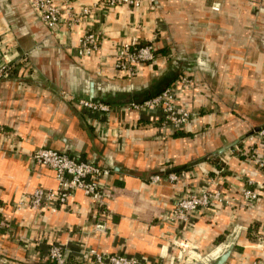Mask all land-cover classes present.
I'll list each match as a JSON object with an SVG mask.
<instances>
[{
	"label": "crops",
	"instance_id": "crops-1",
	"mask_svg": "<svg viewBox=\"0 0 264 264\" xmlns=\"http://www.w3.org/2000/svg\"><path fill=\"white\" fill-rule=\"evenodd\" d=\"M53 3L62 19L49 29L30 0H0V64L9 68L0 79V264H47L51 246L65 264H91L92 252L139 264H214L228 247L224 264H264V0ZM87 33L98 48L81 55ZM130 42L162 50L132 78L115 68ZM166 87L174 108L191 113L183 126L166 123L160 107L92 113L79 104ZM39 149L109 171L106 218L81 191L63 205L28 207L34 190L57 187L53 170L31 161ZM177 171L183 176L170 183L165 175ZM247 188L257 200L245 199ZM203 191L221 198L172 218L180 199ZM191 253L201 258L190 261Z\"/></svg>",
	"mask_w": 264,
	"mask_h": 264
},
{
	"label": "built area",
	"instance_id": "built-area-1",
	"mask_svg": "<svg viewBox=\"0 0 264 264\" xmlns=\"http://www.w3.org/2000/svg\"><path fill=\"white\" fill-rule=\"evenodd\" d=\"M105 4L110 7L128 6L138 8L141 5V0H104ZM30 6L36 12L42 23L49 29H54L62 19V10L56 7L53 0H30ZM217 10V8H213ZM86 13L87 11L84 10ZM98 48V37L93 33H87L80 39L79 54L89 55ZM156 47L153 44H138L130 42L124 44L119 57L116 59L115 68L125 76L132 78L137 74V69L141 65H150L156 59L154 52ZM9 76V68L0 64V79H6ZM188 79L183 77L180 83H187ZM173 95L169 88L164 90L159 96L153 98L144 104H131L126 106L130 109H142L160 107L163 113V120L174 127L185 125L191 113L186 110H177L172 104ZM80 106L92 113H109L113 107L94 100H80ZM257 136L264 141V128L257 131ZM31 161L36 165L46 166L53 170L57 180V187L54 190H42L40 188L34 190L28 198V207L32 210H39L45 202H54L58 205H63L68 202L72 195L81 191L94 204L96 210H101L105 206V198L103 194V180L109 176V171L101 169L96 165L78 161L74 157L60 153L50 149H39L31 156ZM260 166L264 167V160L260 162ZM179 174L168 173L166 179L170 183H174L183 176ZM161 180L160 175H154L151 181L157 183ZM244 196L247 201H255L258 194L254 189L247 188L244 191ZM221 198V194H214L203 191L200 194L189 196L185 199H180L174 206L172 218L178 220H186L188 214L197 210L209 208L214 200ZM220 200V199H219ZM21 208V204H18ZM100 216L106 218L104 212L99 211ZM103 219H99L95 228L102 231L104 228ZM264 246V236L260 239ZM182 244H179V248ZM177 246V247H178ZM47 264H65V258L62 251L57 246H51L48 249ZM201 257L196 253H191L188 260L196 262ZM91 264H139L133 258H129L122 254L103 255L92 252Z\"/></svg>",
	"mask_w": 264,
	"mask_h": 264
},
{
	"label": "trees",
	"instance_id": "trees-1",
	"mask_svg": "<svg viewBox=\"0 0 264 264\" xmlns=\"http://www.w3.org/2000/svg\"><path fill=\"white\" fill-rule=\"evenodd\" d=\"M160 54H162V50L159 49V50H157V51L154 52V57L156 58ZM166 89H167V87L164 88L163 90H159L158 92H156V91L153 92L151 90L150 91L148 90V92L146 91L141 96L136 97V98L134 97V98L129 99V100H121V101L118 100L116 102H113L110 99H105V100L102 99V100H94V101L104 103V104L109 105L111 107L116 106V105L117 106L120 105V106L126 107V106H130L131 104H144L145 102H147V101H149V100H151V99L156 98L157 96H159ZM180 172L181 171H177L175 173L176 174H179ZM99 211L100 212H103L102 209L99 210Z\"/></svg>",
	"mask_w": 264,
	"mask_h": 264
},
{
	"label": "water",
	"instance_id": "water-1",
	"mask_svg": "<svg viewBox=\"0 0 264 264\" xmlns=\"http://www.w3.org/2000/svg\"><path fill=\"white\" fill-rule=\"evenodd\" d=\"M91 98H93V85L90 86ZM231 252V247H228L226 251L216 260L214 264H224Z\"/></svg>",
	"mask_w": 264,
	"mask_h": 264
}]
</instances>
